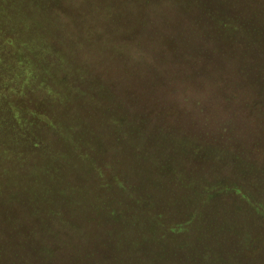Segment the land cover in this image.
Listing matches in <instances>:
<instances>
[{"label":"trees","instance_id":"1","mask_svg":"<svg viewBox=\"0 0 264 264\" xmlns=\"http://www.w3.org/2000/svg\"><path fill=\"white\" fill-rule=\"evenodd\" d=\"M243 4L0 0V168H5L0 171L6 175L0 177V264H87L71 262L68 247L77 253L88 242H94L87 247L90 256L81 258L94 254V264H240L243 255L254 258L241 248L251 238L244 228L250 217L230 207L247 200L246 186L256 187L252 179L263 172L264 165L250 158L252 150L239 142L225 154L218 142L200 145L185 138L191 133L176 125L185 113L177 103L163 104L153 115L152 97L149 106H138L105 82L106 76L117 81L111 70L98 72L87 55L85 60L68 55L79 48L101 52L104 46L117 54L119 46H133L138 38L156 40L170 52L193 36L207 45L236 46L257 29ZM262 33L264 38V28ZM35 52L51 55H31ZM206 52L200 55L204 62L227 63L231 70L240 58L226 55L222 46L216 55H209L208 47ZM108 56L119 62L131 57ZM243 57L240 73L247 78L237 83L239 91L225 92L232 100L248 94L253 76L264 73V55ZM90 61L107 69L100 58ZM152 61L144 55L140 64L150 71ZM196 63L190 67L198 72ZM91 69L95 75L79 82ZM70 78L76 81L70 84ZM154 83L150 88L141 83L145 91L133 93L134 99L152 95ZM257 96L255 91L251 104L264 108ZM252 143L264 153L261 132ZM30 159L32 169L12 182L8 164L25 166ZM102 166L104 171L92 175ZM233 212L239 217H214ZM114 241L123 249L113 248Z\"/></svg>","mask_w":264,"mask_h":264},{"label":"rangeland","instance_id":"2","mask_svg":"<svg viewBox=\"0 0 264 264\" xmlns=\"http://www.w3.org/2000/svg\"><path fill=\"white\" fill-rule=\"evenodd\" d=\"M242 1L244 3L243 8H245L246 5V8L249 10V23L252 25L254 23L257 29L253 32V34H247L248 38H244V41L236 46L234 43H213L207 45V43H204V41L201 42L199 37L193 36V38L190 37L187 40L190 42L184 43V46L182 47H179L178 44H173L175 50L170 52L167 50L168 47L161 45L156 40L154 42L155 44H150L146 43V40L138 38V43L133 44V46H119L116 52L117 54H112V52H110V50L104 46L101 52L95 50L94 48H79L77 50L73 49L68 53V55H79V58L80 55H85V57L82 58L83 60L89 57V62L87 63L95 64L98 62L90 61L91 57L102 59L104 64L107 65V69L104 66H97L95 68V64H91V66L96 70L98 69V72L111 70L113 75L118 77L117 81H115L114 79L110 80L109 76H106L105 82L108 81L111 85V88H115V90L118 88V90L124 91L118 92L127 95V98L131 95L130 99L133 100V103H137L138 106L145 107L146 104V107L149 106L148 103L151 102L150 97H152L154 99L153 101L157 102V107L155 105L152 108V110L155 111L153 115L158 114V112L161 111L159 110L161 105L171 102L177 103L178 106H180L178 108L179 113H185L181 118H179V122L175 121L176 125L179 129L191 133L185 138H191L200 145H205L209 141L218 142L221 145L219 150L225 152V154H229L231 151H233V148H235L236 145L241 142L243 143V149L245 151L252 150L248 153L250 155L253 154L250 158H257L255 162L260 161L261 165H264V153L259 152L261 151V145H259L258 148L255 147L254 150L252 149L254 147L252 143L253 136L258 135L259 132H261L262 136H264V108H258L250 102V100L254 101L253 99H255V97H253V93L255 91L256 96L258 94L261 96V99H259V96H257V99L264 102V73H257L255 77L253 76L251 79L252 81H250L252 86L248 87V94L246 92L244 95L243 93L238 94V98L236 97L234 100H232V98L229 99L231 95L225 97V92L228 93V91H233L234 89V91H239L237 90L238 88L236 89L238 85L237 83L244 82L242 77L247 78L246 75L244 76V73H240V69L243 67L241 65L245 62V57L243 56L264 55V38H262V32L264 28V0ZM59 45L60 44L55 45V47H51L55 49ZM219 46H222V48L225 49L226 55L240 56V58L238 57L239 60H237L234 70L230 69L231 65L226 66L227 63L218 64L214 62L210 64L209 62H204L202 59H200V55H207V47L209 48V55H216ZM31 55L51 54L49 52L48 54L35 52ZM108 55H131V57L126 58V61L124 62H119L114 58L112 59V57ZM144 55H147L148 58H154V61H152L153 66H151L150 71L144 67L145 65L143 66V64H140L142 63L140 60H142ZM196 61H198V63H196ZM190 63L197 64L195 65V70L200 67L198 72L192 71ZM128 69H131V71ZM213 69L215 70L214 72ZM139 70L143 71L142 74L139 72ZM210 70H212L213 73L209 72ZM93 71V69H91L90 72L88 71L89 74L87 72V74L82 79H80L79 82H88V76L92 74L95 75ZM148 78H150V80H148ZM75 81L76 80L73 78L69 79L70 84H73ZM152 82H155L154 84L156 87L153 89L155 92H153L152 95L146 96L145 94L141 93L140 99H134L133 93H138L140 90H142L141 92H144L145 90H143V87L147 86L150 88V85L148 84ZM141 83L144 84L143 87ZM76 84L77 88L78 83ZM119 85L121 88H119ZM245 97L248 98V102L244 106L243 100ZM133 103H130L132 109L136 106L133 105ZM163 109L164 108L162 107V110ZM163 112L165 114V111ZM112 150L113 148H110V150L106 152L107 156L104 157L105 159H107L108 155L112 153ZM9 152H11V150ZM258 158L260 160H258ZM33 161L34 159H30L29 163L24 164L25 166H19L16 168L13 166L14 164L10 165L7 162V168L11 169V174L13 173L12 182H18V174L22 172L23 175L27 174L30 169H32L34 164ZM0 170H5V168H0ZM102 170L104 171V166L100 167V169L98 168L92 170V175L97 174L98 171L102 172ZM106 170H108L107 172H110L109 169ZM262 171L263 172H260L257 177L252 179L253 182H255L256 187L253 185L246 186V191L249 194L247 200H245L244 203L239 204L241 206H235L234 203L230 205L231 209L234 208V211H236L235 207H239L241 209L240 215L242 216L240 217H255L245 220V232H247L248 235H251V238L247 239V245L241 246V248H245L246 246L244 253L246 251L248 253L255 254V256L254 258H251L249 256L245 257L243 255L240 264H264V212L259 210V206H264V169ZM6 173L9 174V172ZM40 173L41 172L38 171L35 174L39 175ZM5 176L0 171V177ZM89 178L91 179L94 177L89 175ZM94 180L95 178L92 179V181ZM58 210L61 209L59 208L57 211ZM242 210H244V212H242ZM98 213H100L98 215L103 216L101 215V211ZM204 217H207V215ZM214 217H239V215H237L235 212L229 215H222L220 213ZM255 219L258 223L255 226L256 228H254L255 231H253L252 227L253 223L256 221ZM247 227H249L251 230L250 232H248L249 230H247ZM257 228L258 230L256 231ZM256 232H260V235L258 234L257 239L253 240L252 237L255 236ZM102 243L103 241L100 242V244L95 248H102L104 245ZM93 245L94 242L82 243L81 250H78L77 253H75V251L71 253L69 250L73 247V245L69 246L68 253L71 262H86L87 264H94L95 260L93 258L94 256L96 257L94 254H91V257L89 258H81L84 255L90 256L89 253H91V251L86 253L87 247L92 249ZM111 246L119 250L123 249V247H120L116 244V241H114ZM110 252L116 253L114 251ZM72 255L74 258L71 257Z\"/></svg>","mask_w":264,"mask_h":264}]
</instances>
